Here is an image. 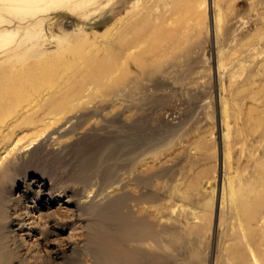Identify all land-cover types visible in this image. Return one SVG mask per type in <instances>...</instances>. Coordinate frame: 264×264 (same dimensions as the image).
Returning a JSON list of instances; mask_svg holds the SVG:
<instances>
[{"label":"rangeland","instance_id":"rangeland-1","mask_svg":"<svg viewBox=\"0 0 264 264\" xmlns=\"http://www.w3.org/2000/svg\"><path fill=\"white\" fill-rule=\"evenodd\" d=\"M19 3L0 18V95L10 94L0 104V163L17 151L30 153L41 138L31 145L28 138L55 123L60 116L50 112L66 100L71 108L102 107L118 94L121 100L106 103L104 114L135 113L138 121L132 129L113 124L87 136L78 129L65 136L71 147L63 155L27 160L3 188L0 217L10 208L11 188L13 196L24 191L31 205L42 202L33 200L29 184L40 171L91 192L127 182L132 169L137 179L127 189L138 201L129 198L116 215L131 206V227L144 217L155 232L166 226L191 234L184 237L189 247L174 243L167 257L154 255V264H231L228 250L244 244L230 211L233 192L254 186L264 168V0ZM245 50L256 56L234 76L233 55ZM152 66L159 70L144 79ZM59 128L63 135L69 125L56 122L42 139ZM147 169L152 180L145 189ZM247 229L251 259L262 262L264 225ZM141 248L133 264H151ZM78 260L90 264L89 256L72 264Z\"/></svg>","mask_w":264,"mask_h":264},{"label":"bare ground","instance_id":"bare-ground-1","mask_svg":"<svg viewBox=\"0 0 264 264\" xmlns=\"http://www.w3.org/2000/svg\"><path fill=\"white\" fill-rule=\"evenodd\" d=\"M13 1L0 0V18H3L2 15L11 7L18 9L20 3L17 4V2H26L27 0L16 1V4H13ZM38 1L41 0H35V2ZM255 56L256 54L251 50L235 53L228 72L237 76L240 71L247 68L249 60ZM158 70L159 66H152L144 70L142 76L144 79L150 78ZM137 88L136 81L130 86L129 91L134 92ZM9 95H0V104ZM116 100H121L118 94L101 101L102 107L85 108L84 105L71 108L72 106L68 105L67 100L65 106H55L50 112L51 115L60 116L56 122L63 121L64 125H69L68 131L62 135L59 134V131L63 128L52 130L47 137L42 139L47 129L56 122L46 125L40 130H35L28 138L29 145L35 139L41 138L40 143L30 153L20 155V152L17 151L14 153V157L1 161L0 195L11 174L17 168L24 166L27 160L42 156L50 158L63 155L71 147V143L63 141L66 139L65 136L76 134L75 131L78 129L84 130L80 136H87L89 133L104 131L107 126L113 124H119L129 129L134 128L138 121L135 113H131L127 117L121 116V113L117 111L110 112L109 116L105 115L107 107L104 105ZM2 109L3 106H0V112ZM93 117H95V121L85 125ZM31 120L33 121V119ZM55 136L56 142L54 141L55 143L52 144L50 140ZM19 142L17 141V144ZM39 175H33L29 184L33 187V200L40 199L41 203L29 204L24 191L18 192L16 196L11 194L12 188L6 191L9 196L5 198V204L10 208L0 217V264H72L80 254L89 256L90 264H133L134 257L137 258L135 255L139 252L135 251L137 247L139 249L142 247L148 262L152 264L154 255L170 251L174 243H181L179 249L182 250L191 245L189 242L188 244L184 243V239L189 238L190 233L184 238L181 231L171 230L166 226H160L159 230L155 232L154 228L156 227L144 217L137 220L132 227L129 226L126 218L132 215L131 206L126 207L129 212L123 215L124 217L116 215L120 205L129 198L131 202L138 201L127 189V184L132 181L136 182L137 179V176L131 178L132 169L127 173L129 177L127 182H123L121 179L118 182L102 186L98 191L93 190L94 192H88V189H73L70 185L59 182L52 174L46 172L40 171ZM144 175V183L145 186L147 185L145 189H147L150 186L152 175L149 169L145 171ZM25 179L26 174L23 175V180L25 181ZM256 180V184L252 187L247 185L241 191L233 190L230 211L232 220L239 227L236 237L244 241V244L232 246L228 250L231 264H264L259 256L254 260L251 259L249 253L252 252L249 249V244L253 239L247 235V228L252 225L259 223L264 225V168L259 169ZM45 181L48 182V185ZM144 198L148 200L150 194L145 193ZM84 234L88 238L86 242H84ZM143 251L141 250V252ZM194 253L196 259L197 253L196 251ZM166 257L163 256V258ZM143 259L145 258L143 257ZM162 261L160 262L162 263ZM180 263L187 264L188 261L182 259ZM78 264L84 263L78 260Z\"/></svg>","mask_w":264,"mask_h":264}]
</instances>
